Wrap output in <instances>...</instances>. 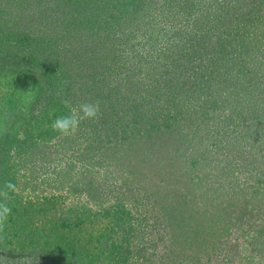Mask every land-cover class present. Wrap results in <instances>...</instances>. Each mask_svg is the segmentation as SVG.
<instances>
[{"label":"trees","instance_id":"1","mask_svg":"<svg viewBox=\"0 0 264 264\" xmlns=\"http://www.w3.org/2000/svg\"><path fill=\"white\" fill-rule=\"evenodd\" d=\"M137 2L51 0L47 7V0H0V58L3 54H14L10 61L0 60V185L11 180L17 187L11 201L12 214L5 231L0 233V264H10L15 259L23 264H127L135 251L138 255L146 249L133 251L137 246L124 240L134 237L139 240L140 231L132 224L135 218L130 214L124 197L107 198L104 184L109 181L107 173L111 172L105 168L116 165L121 159L135 158L141 147L137 151H133V147L150 133L161 128L168 132L179 127L177 109L181 108L182 113L184 104H187L184 110L188 111L197 101L185 98L174 104L173 100H165L166 95L162 92L170 86L166 83L165 73L157 80L153 91L151 83L140 81L141 86L137 87L140 84L138 80L132 82L137 78L135 70L126 76L122 61L127 56L121 46V26L128 16L136 15ZM188 3L186 1L185 5ZM34 8H38L37 15L50 10L45 18L49 16L47 20L54 23L58 38L67 42L57 45L53 56L61 58L60 52L70 51V45L80 36L95 40L100 46L98 54L82 50L61 62L52 60V57L49 60L46 56L48 62L43 64L46 66H39L38 58H35L37 53L33 55L31 52L42 51L49 46L38 47L39 41L26 33L32 29L41 35L48 33L43 32L45 18L43 23L39 19L33 23L24 17L27 9ZM239 12L237 19L245 20L247 10ZM207 13L201 12L194 17L188 13L183 29L186 33L176 30L175 34L184 40L175 42L173 47L184 55L174 62L170 60L172 66L180 67L176 63L183 60L192 64V56H186V52L195 51V56L198 47L209 45V27L220 23H217L218 16L214 17L215 14L210 12L205 15ZM259 18L262 16L247 21L241 30L245 33L264 28V22H259ZM104 28L108 32L102 34ZM203 29L205 33L201 34ZM252 33L251 36L237 38L236 43L233 41V50L239 52V58L250 53L256 57L251 59H258L264 52V45L263 48L261 46L264 35ZM32 44L34 49H31ZM212 60L207 59L208 65L211 66ZM240 60L242 62L243 59L230 61V66L239 72L248 65ZM257 62L261 63V60ZM37 71L41 72L40 77ZM124 83H128L125 90L122 88ZM231 90L230 95L233 94L236 103L243 105V111L259 112L248 105L259 96L258 93L252 95L250 86ZM161 96L162 106H158L160 113L157 115L150 103ZM65 98L70 99L73 106L85 101H98L99 118L82 121L73 135L63 136L54 132L50 127L52 121L68 111L61 104ZM162 111H166V115ZM141 163H146L144 158ZM39 186H47L48 192ZM26 190L28 194L25 195ZM75 192L81 200L62 208L61 204ZM186 194L178 192L175 205H182L179 210L190 204ZM169 208L174 209L175 206L170 204ZM157 212V222L164 223L165 214ZM176 215L173 211L167 213V221L177 222L175 229L180 234L201 236L208 229L189 224L184 229L182 219ZM129 216L132 217L130 220ZM172 223L169 222L171 226ZM146 257L142 258L146 260Z\"/></svg>","mask_w":264,"mask_h":264},{"label":"rangeland","instance_id":"2","mask_svg":"<svg viewBox=\"0 0 264 264\" xmlns=\"http://www.w3.org/2000/svg\"><path fill=\"white\" fill-rule=\"evenodd\" d=\"M50 1L47 0L45 6L48 7ZM186 1L189 2L187 6ZM136 5V15L128 16L126 23L121 22L125 23L121 26V46L127 56L122 61L126 76L135 70L137 78L132 82L138 80L140 84L137 87L142 81L151 83L153 91L157 80L165 73L166 83H170L169 89L162 92L166 95L165 100H173L176 104L181 99L191 101L192 98L197 102L188 111L184 110L187 104H184L182 113L181 108L177 109L179 127L168 132L166 128L156 130L135 145L133 151L141 147L135 158L121 159L115 163L117 166L104 167L111 172L107 173L109 181L104 184L107 198L124 197L130 214L135 218L132 224L140 231L139 240L136 241L135 237L134 242L132 238L124 240L137 246L133 251L147 250V253L144 250L138 255L135 251L127 264H264V52L258 59H251L256 57L242 51L244 57L239 58V52L233 50V41L236 43L241 36H251L252 32L264 35V28L245 33L241 30L247 21L258 15L262 16L259 22H264V1L138 0ZM243 10H247V16L245 20H238L236 16ZM49 11L47 9L46 13L42 11L37 15L38 8L27 9L24 17L33 23L38 19L43 23ZM190 12L192 17L199 16L201 12L215 14L220 24L210 25L209 45H197L195 56V51L186 52V56H192L193 63L183 60L176 63L180 66L176 68L170 60L174 62L184 53L180 54L173 45L184 39L175 32H183ZM48 17L43 29L48 34L41 35L33 29L26 33L39 41L38 47L49 46L42 51L31 52L33 55L37 53L35 58H38L39 66H46L43 65L48 62L46 56L49 60L52 57V60L61 62L82 50L98 54L99 44L87 36H80L70 45V51L60 52L61 58L53 56L56 46L67 42L58 38L55 25L52 20H47ZM107 32L106 28L101 31L102 34ZM263 45L261 43L262 48ZM31 49H34L33 44ZM174 54L178 55L172 58ZM13 55L3 54L0 60L10 61ZM207 59H214L211 66ZM234 59H243L240 62L248 64L242 73L230 66ZM259 59L261 63L257 62ZM36 73L40 77L41 72ZM127 84L124 83L123 90ZM242 86H250L254 96L259 94L252 99V105L248 104L259 112L246 113L243 105L236 103L233 94L230 95L231 89ZM226 96L229 97L225 99ZM162 98L153 99V104L150 103L157 115ZM162 114L166 115V111ZM143 158L146 163H141ZM103 175L104 172L101 173ZM39 187L48 192L47 186ZM181 191L188 194L190 204L179 210L182 205L175 203ZM79 196L75 192L66 199V203L61 202L62 208L77 204L81 200ZM170 204L175 208L170 209ZM157 211L166 216L162 224L157 222ZM172 211L177 214L176 218L182 219V228L194 225L208 229L201 236L180 234L175 229L177 222L167 221V213ZM132 217L129 216V220ZM124 234L132 236L131 233ZM145 256L146 260L142 258ZM10 264L23 262L15 259Z\"/></svg>","mask_w":264,"mask_h":264},{"label":"clouds","instance_id":"3","mask_svg":"<svg viewBox=\"0 0 264 264\" xmlns=\"http://www.w3.org/2000/svg\"><path fill=\"white\" fill-rule=\"evenodd\" d=\"M61 104L67 109L66 115L57 116L51 123V129L63 136L73 135L79 129L82 121L96 120L100 115V104L98 101H85L78 106H73L70 99H62ZM17 192L16 185L7 180L0 185V233L7 227L8 219L12 214L11 201Z\"/></svg>","mask_w":264,"mask_h":264}]
</instances>
